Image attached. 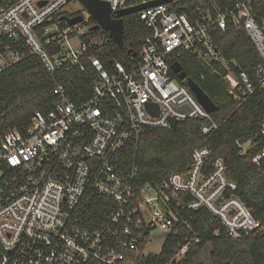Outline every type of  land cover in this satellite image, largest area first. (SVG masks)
Listing matches in <instances>:
<instances>
[{
	"label": "built area",
	"instance_id": "1",
	"mask_svg": "<svg viewBox=\"0 0 264 264\" xmlns=\"http://www.w3.org/2000/svg\"><path fill=\"white\" fill-rule=\"evenodd\" d=\"M103 1L115 15L155 0ZM183 1L193 5L175 11ZM75 2L81 0H0V79L36 56L54 77L79 66L93 90L76 103L56 81L57 99L49 112L37 110L26 129L0 136V264H134L133 254L152 240L153 230L166 236L178 226L190 227L183 213L200 208L217 216L233 238L264 234V222L234 194L237 184L225 159L214 158L208 146L195 148L185 171L141 186L137 165L123 168L114 161L147 129L173 128L172 119L204 121V135L219 128L187 82L171 74L184 52L222 63L235 99L260 90L264 101V0H171L142 9L138 13L151 35L128 67L116 61L111 68L88 56L97 43L83 38L92 16L85 15V6L73 9ZM78 14L84 20L75 25L63 18ZM230 27L244 29L258 49L261 61L253 76L217 48V34ZM261 158L264 150L255 161ZM95 195L109 198L114 208L92 228L82 223L81 212ZM187 249L183 246L178 257Z\"/></svg>",
	"mask_w": 264,
	"mask_h": 264
},
{
	"label": "trees",
	"instance_id": "2",
	"mask_svg": "<svg viewBox=\"0 0 264 264\" xmlns=\"http://www.w3.org/2000/svg\"><path fill=\"white\" fill-rule=\"evenodd\" d=\"M192 5V1H183L176 4L174 10L182 12L186 10L185 6ZM87 24L90 28L83 36L84 40L92 42L100 36V42L96 40L97 43L88 49V56L99 57L107 68L116 61L128 67L136 59L133 53L138 54L151 35L138 12L124 17V47H120L102 27L92 30L97 24L93 17ZM216 41L219 52L227 61H236L241 70L253 76V69L261 57L244 29L230 27L219 32ZM178 60L188 77L194 79L218 106L212 116L219 128L211 135H204L201 132L204 121L197 119L181 121L175 128H149L138 142L127 144L114 161L123 168L137 165V185L141 186L146 182H161L173 172L185 171L193 161L195 148L208 146L214 158L225 159L227 174L237 184L234 194L264 222V158L255 161L264 150L261 133L263 91L256 90L245 100H237L228 92L224 80L228 69L222 63L208 64L188 52ZM84 63L91 70L86 57ZM171 74L178 82L186 84L177 74ZM56 81L66 86L76 103L93 94L92 84L79 66L60 70L54 77L38 57L30 56L7 70L0 79V136L14 128L26 129L37 110L49 112L57 99ZM247 143L250 144L244 148ZM113 208L109 198L95 195L90 206L81 212L82 223L94 228ZM183 214L190 227L178 226L168 233L158 254H145L144 244L138 255L133 254L134 264H264V234L233 238L221 220L206 208ZM196 236L200 237L199 242L194 241ZM208 244L211 245L210 262L206 263L198 256ZM185 245H188L187 251L178 257Z\"/></svg>",
	"mask_w": 264,
	"mask_h": 264
},
{
	"label": "water",
	"instance_id": "3",
	"mask_svg": "<svg viewBox=\"0 0 264 264\" xmlns=\"http://www.w3.org/2000/svg\"><path fill=\"white\" fill-rule=\"evenodd\" d=\"M168 1L171 0H155L146 4H140L119 10L115 15H113L108 1L81 0L87 10L91 13V16L97 21V24L91 29L94 30L102 27L109 32L112 39L115 40L120 47H124V17L126 15L133 14L147 7H151L160 3H166ZM63 18L67 20L69 25H75L84 20L83 14H78L71 18L64 16ZM129 52L131 53L132 50H129ZM133 55L136 56L137 53L134 52ZM171 69L175 74H177L178 78L181 81L187 82L189 88L193 91L199 102L205 107L208 112L214 113L218 110V106L216 105V103L207 95V93L201 88V86L194 79L188 77V74L184 70L181 62H173L171 65ZM149 107L150 109L152 108V106ZM171 121L172 127L175 128L178 124L177 120L172 119ZM244 142L245 140L242 141V144ZM251 213L255 214L254 210H251ZM174 262H176V259H174Z\"/></svg>",
	"mask_w": 264,
	"mask_h": 264
},
{
	"label": "rangeland",
	"instance_id": "4",
	"mask_svg": "<svg viewBox=\"0 0 264 264\" xmlns=\"http://www.w3.org/2000/svg\"><path fill=\"white\" fill-rule=\"evenodd\" d=\"M71 7L73 9L80 10L84 7V4L82 2H75V3L71 4ZM85 15L90 16L91 13L87 10L85 12ZM95 40L100 42V36L95 38ZM249 144L250 143L245 144L244 148H246ZM151 235H152V240L148 244H146L144 249H143V252L147 255L160 253V251L162 250V247L164 245V242H165V235L162 231L153 230ZM210 251H211V245L208 244L204 248L202 253L198 256V259L204 260L206 263H209L210 262V259H209Z\"/></svg>",
	"mask_w": 264,
	"mask_h": 264
}]
</instances>
